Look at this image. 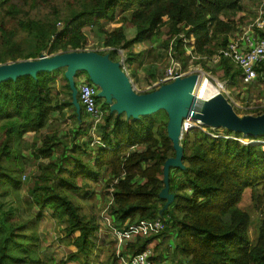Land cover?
<instances>
[{
    "label": "trees",
    "instance_id": "16d2710c",
    "mask_svg": "<svg viewBox=\"0 0 264 264\" xmlns=\"http://www.w3.org/2000/svg\"><path fill=\"white\" fill-rule=\"evenodd\" d=\"M263 1L249 0L255 7L253 14H246L245 0H63V8L57 0H0V64L36 60L45 51L51 56L83 50L84 29L92 25L103 35V47L113 50L100 54L118 62L117 51H124L135 82L139 57L144 51L154 57L156 50L150 45L156 42L168 57L171 47L170 55L182 58L185 39L200 58L194 63L206 72L204 59L238 37L250 17L251 22L255 19ZM261 9L264 18V5ZM126 24L135 31L131 39L125 36ZM260 34L264 38V31ZM143 43L148 44L146 49L135 53V45ZM213 68L212 74L231 90L242 84L240 70L230 62L223 60ZM82 74L76 75V85ZM257 74V84L264 87V65ZM101 107L106 112L90 134L84 128L93 127V120L82 107L80 115L76 114L64 70L0 84V201L10 196L16 210L29 216L31 211H49L66 247L74 248L65 261H43L34 229L26 231L21 218L3 213L0 202V264H97L92 259L101 253L100 226L93 210L83 212L74 196H90L89 187L104 175L101 226L108 228L105 215L121 236L158 218L165 225L153 235H135L133 242L121 247L122 256L152 250L157 239L171 236L187 264H264V152L259 146L212 138L200 128L185 132L181 142L185 169L170 170L169 192L174 200L160 216L165 204L158 197L164 187L163 167L174 157L166 113L133 120L110 114L104 103ZM257 109L246 112L264 111L262 105ZM66 118L74 122L77 132L68 128L67 135L62 133ZM82 135L90 141L96 136L99 144L89 149L81 143ZM225 135L239 138L242 134L226 130ZM26 136L34 139L31 147L37 171L30 186L22 182L20 158ZM108 251L107 263L119 264L114 242ZM152 262L160 264L161 257L153 255Z\"/></svg>",
    "mask_w": 264,
    "mask_h": 264
},
{
    "label": "water",
    "instance_id": "95a60500",
    "mask_svg": "<svg viewBox=\"0 0 264 264\" xmlns=\"http://www.w3.org/2000/svg\"><path fill=\"white\" fill-rule=\"evenodd\" d=\"M124 61H112L108 54L95 51H69L47 56L41 54L36 60H25L0 64V84L16 81L21 77L37 78L40 73L64 70V78L71 91L72 105L79 116L81 106L78 100L76 75L84 73L89 82L99 90L97 99L103 100L109 113L124 115L126 119L138 120L163 111L167 115L166 133L172 143L174 157L168 158L163 167V184L159 199L165 201L160 216L173 202L169 192L171 169L184 170L182 163V140L185 121L197 122L210 127H224L244 136H264V116L240 120L232 105L222 95L212 101L200 100L195 93L199 75L191 73L163 84L150 92H140L125 72Z\"/></svg>",
    "mask_w": 264,
    "mask_h": 264
},
{
    "label": "rangeland",
    "instance_id": "374dc122",
    "mask_svg": "<svg viewBox=\"0 0 264 264\" xmlns=\"http://www.w3.org/2000/svg\"><path fill=\"white\" fill-rule=\"evenodd\" d=\"M244 5H245L244 13L253 14V9L255 6H253L249 2V0H245ZM57 6L60 8H63L64 7L63 0H57ZM47 11L48 10L46 9L45 13ZM242 14L243 13H241L240 15ZM251 19L252 17H250L249 23L242 26L241 30L248 27L255 20L253 19V21L251 22ZM124 28H125V36L127 39H131L132 37H134L135 31L130 24H126ZM84 33L86 35V48L89 51H97L100 49H105L103 47V41H102L103 35H101L97 27L95 26L92 27V25H87L86 28L84 29ZM153 45L154 46L150 45V47L151 48L155 47L156 54L154 57H148L147 51H144L146 47L148 46L147 43L137 44L134 47L135 53H140L141 51H144V53L138 59V61L141 63V66H139L136 72L138 80H136L135 82V80L129 73L132 83L135 85L137 90L140 92H147L145 90H146V87H148L147 85H149L148 81L150 80L151 75L153 76L155 73H158L159 76L155 74L157 75L155 80H157L160 77V75L165 71V69L169 67V64H170V57H168L167 53L164 52L162 48H160L157 42L154 43ZM107 51L108 50L105 49L104 51H101V52H107ZM42 54L50 56L46 51L43 52ZM173 56H174L173 59L177 60L180 63V66L183 71H187L188 69H190L192 73H197L199 75V78H200L199 82L203 81V79H207L209 82L212 83V86L214 88H217L218 90H220L222 97L226 101H229L231 103L235 115L240 120L264 116V111H259L258 113L256 112L254 114L252 113L250 114L246 112V111L258 110L257 109L258 106L261 109V105L262 107H264V87L263 86L256 83L250 86L248 85L249 88H247L239 82L236 89L233 88L231 90L230 88L222 84L218 80V78H216L212 74V72L215 69L213 68V66H210L206 63V66L209 68V70L205 72L203 70V67L200 64L196 65L194 63L196 60L192 61L187 56H184V54L182 58H178V54L176 53L173 54ZM118 58L120 59L119 61L124 60V67L127 69V66L125 64V59H126L125 52L122 50L117 51V57H115V59H118ZM155 58L158 60L157 63H156ZM151 63L152 64L154 63V66H153L154 71H153ZM140 73L143 74L144 76L140 77L141 76L139 75ZM78 79H79V83L84 80L88 83L87 76L85 74L80 75ZM139 81H146V82H142L140 84ZM220 85L224 87V90L220 89ZM241 100L243 102H241ZM103 103L104 101L100 100L98 102L99 107H101ZM101 109L103 110L104 113L106 112V110L103 109V107H101ZM65 121L67 123L65 127L63 126L65 130L70 128L69 131L73 130L77 132V126L74 124V122L71 119L66 118ZM91 127L84 128V130H89L90 134L94 133L95 129L98 127V124L95 125L93 122V127L92 128ZM203 127L204 126H201V128ZM208 128H209V131L212 130L215 133H220L223 135H225L226 130H228L221 126H218V127L207 126V129ZM62 133L63 134L65 133V135H67V130ZM260 139H264V136L260 137ZM97 140L98 138H96V136L94 138V141H90V138L85 135H82L81 137V143L88 144L89 149H92L94 146H96L95 141ZM33 143H34L33 137L26 136L25 143L22 144V147H21V156H20L24 164V170L22 173L23 174L22 182L27 183L29 186L32 185V182H31L32 175L37 172L36 171V161L34 160L33 149L31 147ZM173 175H175L174 172H173ZM23 177H25V180H23ZM99 181L100 182H98L97 184H92L89 187L88 191L90 193V196L84 197L82 194H77L74 197L76 198L83 212L90 213L91 209L93 210V212L95 213L96 222L100 226L99 228L100 230L98 231V235H97L98 236L97 244H98V247L101 248V253L97 258L92 259V261L95 260L97 264H111V263H107V259L109 257L108 247L110 245V242L115 243V249L117 251L119 245L121 248V247H124L128 242H133L135 240V235L142 233L143 236H149V235H153L155 231H153L149 223L148 225H144L138 229L134 228L131 231L125 233L123 236H121L114 229V225L112 221L110 222V227L108 228H106L105 226H101L100 222L102 221V219H100V216H101V213L103 212L102 211L103 209H102L100 198H101V192L104 190L103 181L104 182L106 181V175H104V177L101 178ZM0 202L3 204L1 208L3 213L13 215V217L16 219L21 218L22 221H24L23 225L26 231H28L30 228L34 229V231L38 235V240H39L38 256L43 261H54L55 263H59L67 259L69 255V251H74V248L68 249L66 247L65 242L61 239L62 234L56 222L57 220H55L51 216V213L49 211H43L41 214L31 211V215L29 216V215L24 214V210H19V211L16 210V205L14 203V200L11 199L10 196L1 197ZM250 214L252 216L255 215L253 211H250ZM25 221H29V223H25ZM255 232H256V226L254 225L250 229V235L252 239L255 238ZM155 243H156L155 247L151 246L152 252L155 257L156 256L161 257L160 264H187L185 263L184 260H182V257L179 251L175 248L176 246L175 241L174 239H172L171 236L163 237L159 240L157 239ZM156 245H157V248H156ZM66 264H73V263H66Z\"/></svg>",
    "mask_w": 264,
    "mask_h": 264
},
{
    "label": "built area",
    "instance_id": "2783aa9c",
    "mask_svg": "<svg viewBox=\"0 0 264 264\" xmlns=\"http://www.w3.org/2000/svg\"><path fill=\"white\" fill-rule=\"evenodd\" d=\"M264 5V1L262 2L261 7L257 12L256 19L245 29L242 30L241 34L236 38L229 39L227 46L219 51L215 56L211 58H205L209 65L214 66L219 64L221 61L230 62L235 68L240 70V79L244 85H253L257 83L258 74L257 69L264 65V38L261 36V32L264 31V18L262 15V6ZM182 38V36H181ZM105 49L97 50L96 52L104 51ZM110 50V49H106ZM79 51H89L86 47L83 50ZM169 57L170 64L169 67L165 70L164 75L159 77L154 81L150 86L146 87L147 92L157 89L163 84L170 83L177 78H181L183 76H187L192 73L191 70L183 71L180 63L177 60H174L170 55L172 54V49H169ZM183 54L187 56L190 60L198 61L200 58L196 57L192 48L188 46V42L183 39ZM124 67V66H123ZM125 72L127 74L128 71L124 67ZM78 100L80 101V105L83 108L84 113L93 120L94 124L101 123L103 110L99 107L97 102V94L99 92L98 88L91 83H87L85 80L82 82H78ZM220 89L224 90V87L220 85ZM188 124H185V131L191 130L192 128H199L209 134L210 137H220L233 139L239 142L240 145L243 146H259L264 152V139H260L262 136L257 137H249V136H241L236 138L234 136L223 135L220 133H215L210 130L207 131L205 127L201 128L202 125L195 123L193 121H188ZM259 137V138H258ZM96 144H99V141H95ZM25 180V177H23ZM103 222H105L107 227H110L111 219L108 216H103ZM152 229L155 232H160L164 229V222L161 218L156 219L151 222ZM116 256L119 260V264H153L152 250L148 249L143 251L137 255H121L120 245L116 251Z\"/></svg>",
    "mask_w": 264,
    "mask_h": 264
},
{
    "label": "bare ground",
    "instance_id": "6f19581e",
    "mask_svg": "<svg viewBox=\"0 0 264 264\" xmlns=\"http://www.w3.org/2000/svg\"><path fill=\"white\" fill-rule=\"evenodd\" d=\"M195 93L197 94L200 100H204V101H212L221 95V91L218 90L217 88H214L212 86V83L209 82L207 79H203V81L198 82L195 88ZM186 123L188 124L189 122L186 121Z\"/></svg>",
    "mask_w": 264,
    "mask_h": 264
},
{
    "label": "clouds",
    "instance_id": "9594fccd",
    "mask_svg": "<svg viewBox=\"0 0 264 264\" xmlns=\"http://www.w3.org/2000/svg\"><path fill=\"white\" fill-rule=\"evenodd\" d=\"M105 49H109V48H105ZM78 51H79V50H78ZM109 51H113V50L110 49ZM95 52H96V51H95ZM98 53H101V52H98ZM123 61H124V60H123ZM123 66H124V64H123ZM128 73H129V72H128ZM128 75H129V74H128ZM129 77H130V76H129ZM240 81H241V79H240ZM241 82H242V81H241ZM222 84H224V85L226 86L225 83H222ZM242 84H243V83H242ZM150 85H151V84H150ZM152 91H153V90H152ZM149 92H150V91H149ZM79 103H80V102H79ZM80 106H81V105H80ZM189 121H190V120H189ZM196 123H197V122H196ZM184 124H187L186 121H185ZM202 126H204V125H202ZM204 127H205L206 130H207V126H204ZM208 129H209V128H208ZM188 131H189V130H188ZM185 132H187V131L184 130V133H185ZM241 136H242V135H241ZM236 138H237V137H236Z\"/></svg>",
    "mask_w": 264,
    "mask_h": 264
},
{
    "label": "crops",
    "instance_id": "0c3cea01",
    "mask_svg": "<svg viewBox=\"0 0 264 264\" xmlns=\"http://www.w3.org/2000/svg\"><path fill=\"white\" fill-rule=\"evenodd\" d=\"M188 70H190V69H188ZM139 75H141L140 77H143L144 75L143 74H139ZM139 77V76H138ZM140 80H142V79H140ZM155 81V80H154ZM154 81H153V83H154ZM138 82V81H137ZM142 82H146V81H139V83L141 84ZM152 84V83H151ZM150 85V84H149ZM149 85H147V86H149Z\"/></svg>",
    "mask_w": 264,
    "mask_h": 264
}]
</instances>
